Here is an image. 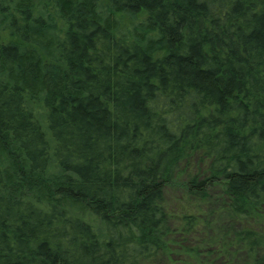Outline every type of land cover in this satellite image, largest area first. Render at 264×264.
Segmentation results:
<instances>
[{
  "label": "trees",
  "instance_id": "trees-1",
  "mask_svg": "<svg viewBox=\"0 0 264 264\" xmlns=\"http://www.w3.org/2000/svg\"><path fill=\"white\" fill-rule=\"evenodd\" d=\"M0 264H264V0H0Z\"/></svg>",
  "mask_w": 264,
  "mask_h": 264
},
{
  "label": "rangeland",
  "instance_id": "rangeland-1",
  "mask_svg": "<svg viewBox=\"0 0 264 264\" xmlns=\"http://www.w3.org/2000/svg\"><path fill=\"white\" fill-rule=\"evenodd\" d=\"M178 196H179V193L176 190L168 192L167 197H168V201L170 202V204L173 201V199L178 198Z\"/></svg>",
  "mask_w": 264,
  "mask_h": 264
}]
</instances>
